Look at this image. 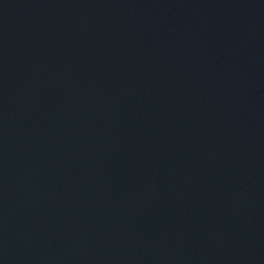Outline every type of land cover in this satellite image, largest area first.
Wrapping results in <instances>:
<instances>
[{"label": "water", "instance_id": "1", "mask_svg": "<svg viewBox=\"0 0 264 264\" xmlns=\"http://www.w3.org/2000/svg\"><path fill=\"white\" fill-rule=\"evenodd\" d=\"M0 264H264V0H0Z\"/></svg>", "mask_w": 264, "mask_h": 264}]
</instances>
